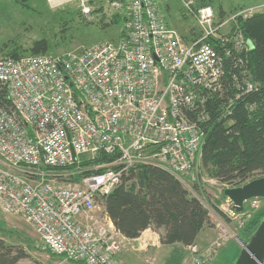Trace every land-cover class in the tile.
<instances>
[{"label":"built area","instance_id":"built-area-1","mask_svg":"<svg viewBox=\"0 0 264 264\" xmlns=\"http://www.w3.org/2000/svg\"><path fill=\"white\" fill-rule=\"evenodd\" d=\"M77 1L88 16V0ZM255 7L264 10V3ZM126 9L125 32L116 41L80 52L0 56V210L19 215L65 261L119 264L124 236L99 198L140 165L187 179L203 144L200 91L219 88L223 74L222 57L204 39L245 47L239 35L218 32L226 21L214 25L211 6L195 10L199 35L189 42L166 24L156 0H128ZM243 85L237 84L240 92L254 87ZM101 154L112 159L87 166L90 173L78 182L55 180L54 170L81 173L82 159ZM219 208L229 218L238 214L227 197ZM213 248L191 246L193 264H204Z\"/></svg>","mask_w":264,"mask_h":264},{"label":"trees","instance_id":"trees-1","mask_svg":"<svg viewBox=\"0 0 264 264\" xmlns=\"http://www.w3.org/2000/svg\"><path fill=\"white\" fill-rule=\"evenodd\" d=\"M119 1L122 11L114 9L104 23L123 21L121 37L128 19V0ZM193 1V7L188 8L192 13L197 7L214 5L215 0ZM92 2L93 0L87 1ZM98 8L101 9L99 6L94 10ZM214 10V25L230 18L233 13L225 11L221 5L214 6ZM100 18L104 19L105 15L102 14ZM99 22L103 23L101 19ZM218 32L227 37L239 35L245 47L238 49L230 41L222 44L214 36L204 39L222 57L223 74L219 88L214 91H200L204 96L202 106L199 105L200 108L203 107L204 117L198 120L203 133L200 167L220 183L233 187L264 176V10L251 11L242 16L238 14L229 26ZM198 35V29L194 31L192 27L187 28V33L181 34L187 42L193 41ZM47 49L48 42L40 38L23 50L15 47L0 56L17 58L21 55L47 54ZM247 82L252 83L253 89L240 92L237 84L242 87ZM189 116L196 119L199 117L195 112ZM110 159L112 156L108 154H101L95 159H82L80 165H86V168L81 175L90 173L87 169L90 164ZM66 168L75 169L76 166ZM193 186L199 190L195 183ZM222 195L224 196L223 192ZM98 202L114 228L126 238H136L144 229L150 227L159 232L161 244L183 248L195 244L199 232L212 225L209 212L201 200L185 188L175 175L155 166L140 165L131 168L123 176L122 182L109 194L100 197ZM263 218L264 203L245 222L241 240L247 241ZM178 248L176 250H182ZM239 250L240 247H237L235 257ZM50 253L59 256L51 251ZM177 254L176 251L170 254L168 260L172 259V264L180 263L181 256L178 254L176 257ZM26 255L19 246L7 243L0 237V264H16ZM68 261L85 264L82 261ZM234 263L235 261L232 262ZM32 264L46 263L34 259Z\"/></svg>","mask_w":264,"mask_h":264},{"label":"rangeland","instance_id":"rangeland-1","mask_svg":"<svg viewBox=\"0 0 264 264\" xmlns=\"http://www.w3.org/2000/svg\"><path fill=\"white\" fill-rule=\"evenodd\" d=\"M185 1L157 0V5L166 24L180 34L187 33V28L189 27H192L194 31L196 29L199 31L198 21L194 13L186 8ZM187 1H189V7H193L194 1ZM263 3L264 0H215L213 2L214 5L207 6H211L212 14L214 15L213 19L216 17L214 6L221 5L225 11L233 12L222 26L227 27L235 19V14L238 11L258 10L259 7L256 8L255 6ZM87 4L90 7L88 16L81 12V7L77 0H0V54L15 47L23 50L34 40L40 38L46 39L48 42L47 54L53 55L68 51L80 52L88 45L102 40H118L124 22L108 24L104 22L108 20L111 11L114 9L122 11L120 5L119 7H113L109 0H93L92 3ZM99 6L100 10L99 8L94 10ZM244 12L239 13V16L246 15L242 14ZM102 14L105 15L104 19L100 18ZM100 19L103 23L99 22ZM85 166L79 167L80 170L85 169ZM60 172L54 170V178L57 182H63L64 184L76 183L79 179L78 176L81 175L79 172L78 174H70L64 177L60 175ZM186 176L188 180L182 178L180 182L185 188L195 194L207 208L212 225L206 226L207 230H204L196 238L198 240H196L195 244L187 247L160 246V250L146 252L148 254L139 253L140 251L138 253L137 251L132 253L124 252L121 259L117 258L116 253V260L119 264H172V259L168 260V258L175 251L176 254L178 253L181 256L179 264H193V258L197 252H193L191 246L198 249V252L208 247H215V250L213 248L212 253L207 257L204 264H232L235 261L237 247H241L240 241H243L240 235L245 222L264 203V199L251 198L246 200L244 204L246 212L242 214L238 212L235 218H229L228 215L218 211L220 205H225L226 197L222 195V184L208 174L204 168L201 169L200 162ZM201 178L206 180L201 181ZM185 182L189 185L185 184ZM194 183L199 186V190L193 186ZM99 212L100 210H95L92 215L98 218ZM205 235L207 237L204 241L201 238ZM0 237L5 239L7 243L19 246L27 254L19 259L16 264H32L34 259L41 260L46 264H75L67 262L59 258V256H53L34 233L32 227L19 215L9 214L0 210ZM123 245L124 243H122ZM177 248L182 250L178 251L176 250ZM126 253H129L130 256L127 257Z\"/></svg>","mask_w":264,"mask_h":264},{"label":"water","instance_id":"water-1","mask_svg":"<svg viewBox=\"0 0 264 264\" xmlns=\"http://www.w3.org/2000/svg\"><path fill=\"white\" fill-rule=\"evenodd\" d=\"M223 194L240 212L244 202L255 197H264V176L256 177L238 186L223 188ZM241 247L234 264H264V218L259 222L247 241H240Z\"/></svg>","mask_w":264,"mask_h":264},{"label":"crops","instance_id":"crops-1","mask_svg":"<svg viewBox=\"0 0 264 264\" xmlns=\"http://www.w3.org/2000/svg\"><path fill=\"white\" fill-rule=\"evenodd\" d=\"M112 223V222H111ZM113 226V224H112ZM204 230H207L206 227H204L198 234V236L196 238H198ZM207 237V235H205L203 238H201L202 240L205 241V238ZM198 240V239H196ZM202 242V241H201ZM123 243L124 245L122 246L121 251H119L117 253V258L121 259L122 254H124V252H136L137 253H145L148 254L149 252H155L157 250H160V246H171V245H164L161 244L159 241V232L157 230H154L150 227L144 229L139 236H137L136 238H126L124 237L123 239ZM148 252V253H146ZM142 253V254H143ZM126 256L129 257L130 254L126 253Z\"/></svg>","mask_w":264,"mask_h":264},{"label":"clouds","instance_id":"clouds-1","mask_svg":"<svg viewBox=\"0 0 264 264\" xmlns=\"http://www.w3.org/2000/svg\"><path fill=\"white\" fill-rule=\"evenodd\" d=\"M225 187H227V186H225ZM222 192H223V189H222ZM226 197V196H225ZM258 198V197H257ZM245 203V202H244ZM244 207V206H243ZM219 209V208H218ZM220 210V209H219ZM243 210V209H242ZM220 212H222L221 210H220Z\"/></svg>","mask_w":264,"mask_h":264}]
</instances>
